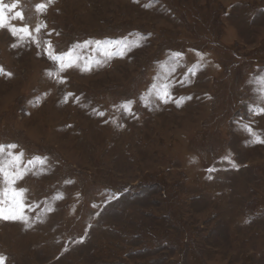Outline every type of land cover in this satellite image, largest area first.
Here are the masks:
<instances>
[{
    "label": "rangeland",
    "instance_id": "rangeland-1",
    "mask_svg": "<svg viewBox=\"0 0 264 264\" xmlns=\"http://www.w3.org/2000/svg\"><path fill=\"white\" fill-rule=\"evenodd\" d=\"M3 3L33 31L0 28V143L47 158L4 264H264V0Z\"/></svg>",
    "mask_w": 264,
    "mask_h": 264
},
{
    "label": "snow or ice",
    "instance_id": "snow-or-ice-1",
    "mask_svg": "<svg viewBox=\"0 0 264 264\" xmlns=\"http://www.w3.org/2000/svg\"><path fill=\"white\" fill-rule=\"evenodd\" d=\"M19 2V0H17ZM49 2H52V0H49ZM17 7V4L14 3L11 5V8L14 10ZM8 8L7 5L3 3V0H0V28L8 27L9 31L12 33V35H17L18 32L21 34L19 38L21 40L24 39V36L26 35L29 39L32 38L31 33L33 29L30 28L28 25L21 24L19 28L17 29L16 26L12 25L10 26L7 21L8 17L6 16L5 9ZM47 5L44 3H40L36 5L37 11H44L46 10ZM16 18L20 21L24 20V15L22 11L16 12ZM46 27V25L44 26ZM41 30V26L37 25L34 29L35 32L39 33ZM50 34V33H49ZM37 45H39V42L36 41ZM87 43V42H85ZM97 44L100 42L97 41ZM15 47V45H13ZM47 47L51 48L50 42H47ZM49 58L53 62L59 61V71H64L65 67L72 66V56L71 54L68 55L67 58V64L64 62V56L63 54L60 55H54L52 52L47 53ZM120 55H123L124 53H119ZM108 57L111 58L113 55L112 53H107ZM183 53H175L173 54V59H178L181 57ZM100 63L99 61L97 62ZM82 70H91V66H89L86 69ZM175 68H172L171 71H175ZM264 71V70H262ZM195 75V73H193ZM62 82V81H61ZM253 82L260 85L259 93L257 95V99L259 100V104L256 103V101H253V105L250 106V111H255L257 113L264 112V107H260L259 105H264V95H260V93H264V75L257 74L253 78ZM179 83H183V81H179ZM174 87V85H173ZM153 88L156 89V95L157 98L162 103H169L174 102L179 107L180 106V100L174 99L172 96L171 88L168 82L162 83L159 87L156 85H153ZM183 99V98H180ZM188 99H191V97H188ZM131 104L130 101H126L122 107H125L130 112L129 105ZM101 116L104 115V113H99ZM249 132H251L250 127L247 129ZM252 142H260L264 143V140H261L259 136H255L253 138ZM19 148V145L15 143H0V219L3 220H10V221H23L26 225L28 224V216L26 215L25 209L31 210V205L26 203V192L27 189L24 188H18L17 187V181L21 180L24 175L27 174L28 170L32 167H35V162L39 161L41 165L46 163L47 158L41 157V156H33L29 158L27 161L24 160V152L23 150L16 151ZM23 165V167H22ZM209 172L215 171L213 168L208 169ZM209 179L212 177L209 176ZM4 257H0V264H4Z\"/></svg>",
    "mask_w": 264,
    "mask_h": 264
}]
</instances>
